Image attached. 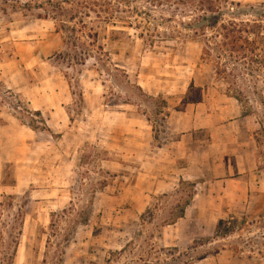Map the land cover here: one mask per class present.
Here are the masks:
<instances>
[{"label":"rangeland","instance_id":"obj_1","mask_svg":"<svg viewBox=\"0 0 264 264\" xmlns=\"http://www.w3.org/2000/svg\"><path fill=\"white\" fill-rule=\"evenodd\" d=\"M213 1L132 0L137 11L124 7L117 26L100 30L120 68L110 74L94 58L68 66L58 56L74 51L57 20L0 11V62L10 61L14 84L0 80V107L38 122L28 101L37 83L58 77L71 120L36 138L32 162L0 170L3 217L18 208L23 216L14 264H264V70L239 81L242 101L225 97L228 83L211 76L195 33ZM229 1L264 26V0ZM134 127L137 138H125ZM153 156L159 171L140 170L139 159ZM220 219L234 230L216 235Z\"/></svg>","mask_w":264,"mask_h":264},{"label":"trees","instance_id":"obj_2","mask_svg":"<svg viewBox=\"0 0 264 264\" xmlns=\"http://www.w3.org/2000/svg\"><path fill=\"white\" fill-rule=\"evenodd\" d=\"M124 7L129 13L137 11L133 9L132 0L0 1V11L3 13L9 14L11 10L39 11L35 14L37 17L57 20L56 31L64 33L65 45L74 51L73 54L59 52L58 56L66 61L68 66H85L90 58H94L96 63L92 67L107 74H110L111 70L120 71V68L114 66L116 64L112 61L110 52L105 50L103 44H99L100 30L108 25L117 26L122 19ZM206 9L212 12L213 16H199L201 25L199 29H195V33L203 37L200 39L204 43L201 58L213 64L211 76L218 85L228 83L225 95L242 101L246 95L240 88L239 81L245 79V74L254 77L257 72L264 70V26L260 20L241 17L242 14L247 15L241 2L224 0L223 4L220 0H214ZM223 11L227 12V18L224 17ZM208 29L210 34L206 33ZM119 33L120 30H110V38L116 39ZM94 46L100 50L99 56H93ZM209 86L212 88V85ZM34 114L38 117V122L31 120L27 123L33 129L39 130L41 128L38 124L45 123L40 111H35ZM4 205L3 202L0 203V264H14L22 233L23 216L18 208L17 212L9 215V219L4 218ZM8 205L12 206V203ZM232 230L234 221L228 219H220L215 227L216 235L224 236Z\"/></svg>","mask_w":264,"mask_h":264},{"label":"crops","instance_id":"obj_3","mask_svg":"<svg viewBox=\"0 0 264 264\" xmlns=\"http://www.w3.org/2000/svg\"><path fill=\"white\" fill-rule=\"evenodd\" d=\"M10 61H3L0 62V80L1 82L8 88L14 86L11 83L10 78L11 75L8 74L7 68ZM58 79V80H56ZM56 80V81H55ZM52 81V83L50 82ZM67 84L61 78H44L40 83L34 88V99H29L28 104L31 110L33 111H40L42 116L46 121V128L35 130L29 125H27L21 118L12 113L3 110L0 107V170L3 166L7 163L14 162V163H27L32 162L34 160V147L37 144L36 138L44 133H47L48 136L53 137L55 133L60 132L65 127L69 126L71 122L69 113H68V103L66 100H60L62 92L65 91L67 88ZM50 92L53 94V97L56 98L53 104H49L44 99V95ZM24 95V94H23ZM225 97H228L225 95ZM232 98V97H228ZM203 100V99H201ZM69 101V100H67ZM234 118L230 121L233 124L239 121V117H243V113L238 110V113H235ZM133 120L130 119L131 124H133ZM131 130V132H125L123 135L125 138H130L131 140H135L138 134H133L135 132ZM138 133V131H136ZM173 141L178 143V147H180L182 142V136L178 135ZM169 143H165L162 145V148H168ZM160 148V147H158ZM169 151V149H166ZM180 152L184 151L181 149ZM195 153L200 151L194 150ZM184 155L176 156L174 159L175 162L178 159H181ZM140 162V170L142 166L146 168L154 169L155 173L159 171V164L156 160V157L153 156V159L149 158H142L139 159ZM177 168L180 170L183 168L182 164L176 165ZM2 176H0V179ZM179 179L178 182H181L182 178L178 175ZM3 182H0V186H3ZM180 218H183L180 217Z\"/></svg>","mask_w":264,"mask_h":264}]
</instances>
